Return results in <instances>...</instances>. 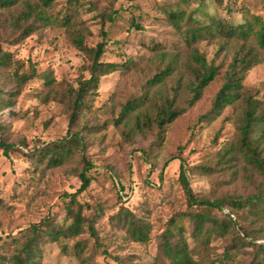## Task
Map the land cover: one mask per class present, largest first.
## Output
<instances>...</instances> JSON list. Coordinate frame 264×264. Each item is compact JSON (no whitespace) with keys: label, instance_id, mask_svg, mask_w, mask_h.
I'll list each match as a JSON object with an SVG mask.
<instances>
[{"label":"rangeland","instance_id":"obj_1","mask_svg":"<svg viewBox=\"0 0 264 264\" xmlns=\"http://www.w3.org/2000/svg\"><path fill=\"white\" fill-rule=\"evenodd\" d=\"M28 1L40 4L41 0ZM23 8L20 3L11 11L0 9V47L11 54L9 67L0 68V90L7 93L4 100L17 91L12 78L15 69L35 74L17 95L10 97V107L0 110V141L12 145L7 157L0 149V264H12L9 259L16 253V243L33 224L45 219L58 227L71 224L68 195L81 184L78 175L84 169L82 156L90 163L85 168L91 183L76 201L99 238V251L92 264H119L117 259L124 264H161L160 246L168 230L176 233V238L181 234L187 241L195 264H249L255 250L252 243L264 245V220L255 217L250 228L241 222L248 231L244 237L233 231L212 235L208 244L195 239L194 216L224 218L217 210L189 205L179 181L182 164L198 200L247 201L264 196V171L246 165L243 160L235 167L221 164L223 150L239 136L243 102L240 100L217 115L211 114L224 73L240 42L223 38L197 40L193 47L208 64L220 68L218 75L163 133H158L154 118L166 100L172 101L174 108H184L190 98L193 74L188 68L194 67V63L183 33L199 24H208L210 17L240 23L241 10L264 20V3L80 0L74 5L67 0H53L47 9L49 15L61 23L67 15L68 25L54 22L40 27L14 45L10 41V20ZM174 11L183 13L181 33L168 20V13ZM79 31L88 48L104 42L103 62L122 66L101 77L97 96L89 98L87 108L71 123L69 96L80 81L89 78L90 60L71 41L72 32ZM102 33L106 34L104 39ZM167 66L174 71L152 85L153 78ZM47 73L60 98L65 99L63 103L45 100L47 89L42 75ZM242 84V96L264 104L263 63L249 70ZM143 98V106L121 118L122 108L128 102ZM137 120L141 123L138 127ZM74 136L81 143L71 148L61 165L48 166L38 161L37 156L44 150ZM123 210L148 224L146 243L130 240L126 229L116 221V214ZM208 225L206 222L205 226ZM82 240L87 241L89 250L95 248L86 227L76 238L45 242L40 264H78L72 248ZM60 245H66V253H62Z\"/></svg>","mask_w":264,"mask_h":264},{"label":"trees","instance_id":"obj_2","mask_svg":"<svg viewBox=\"0 0 264 264\" xmlns=\"http://www.w3.org/2000/svg\"><path fill=\"white\" fill-rule=\"evenodd\" d=\"M53 0H41L40 4H32L28 0H0V9L11 11L14 7L23 4L22 11L16 17L11 16L10 27L12 30L11 44H19L26 38L34 34L40 27L51 23L68 25L67 15L62 18V23L52 18L47 9ZM69 4L77 5L80 0H67ZM264 3V0H261ZM241 22L233 24L223 19L210 17V22L206 25L199 24L196 28L187 30L184 34L185 43L190 48L189 58L194 67L188 68L193 74V82L189 85L190 98L187 106L184 108H174L173 102L166 100L164 106L158 111L154 118V123L158 129V133L164 132L165 127L172 123L179 116L184 114L187 108L191 107L200 97L203 89L207 87L218 75L219 69L214 64H208L199 51L193 47L199 39L223 38L225 41H239V49L235 52L229 68L224 73V83L217 93L212 107L211 114L217 115L226 107L232 106L240 100L244 104L242 119L239 126V136L235 142L227 144L222 154V162L225 167H235L239 160H243L248 166L254 169L264 171V104L259 100H254L250 96H242L244 89L242 81L245 74L258 64H264V20L261 16L250 14L245 10H241ZM168 20L171 25L180 33L183 32L182 21L183 13L170 12ZM136 28H138L136 26ZM102 38L106 34L102 33ZM84 37L82 33L72 32L71 41L73 45L90 60L88 67L89 78L80 81L76 90L69 96L71 105L70 122H74L79 112L87 108L88 101L97 96L99 83L102 76L118 71L122 65L114 62H103L104 42L96 44L94 48H88L84 45ZM6 43V42H4ZM226 43V42H225ZM223 49V46L221 47ZM11 63V54L4 51L0 47V68H7ZM174 68L167 66L159 75L152 80V85L160 83L164 77L170 75ZM35 75L34 72L28 71L19 73L18 68L12 73L17 91L15 94L9 93L4 100L3 96L6 92L0 90V110L10 107L11 98L19 93L21 87ZM44 87L47 89L44 94L45 100L64 102L65 99L60 98L58 90L54 87V80L50 74H43ZM63 97V96H62ZM90 98V100H89ZM88 99V100H87ZM145 99H135L128 102L121 111V118L136 108L145 104ZM150 121V120H149ZM140 120H137V127L140 126ZM160 136V135H159ZM81 140L78 136H74L71 140L53 144L50 149L40 153L38 161L46 165L59 166L63 160L71 153V148L79 147ZM0 149L3 155L8 156V151L12 149V145L4 141H0ZM82 152L81 149H79ZM43 157V158H40ZM84 169L79 173L80 186L72 194H69V206L67 214L71 219L68 227H58L49 219L33 224L27 232H25L20 240L16 243L17 250L9 259L12 264H40L41 246L45 242L60 243L63 239H72L80 236L87 228L90 239L94 243V249L89 250L87 241L82 240L74 243L73 255L78 264H92L94 256L98 253L99 238L93 223L82 216V208L80 203L76 201V197L85 192L91 183V178L87 176L85 166L90 163L82 156ZM179 173V181L186 193L188 204L191 206H202L207 209L217 210L224 219L216 220L206 216H194V229L192 236L204 243H209L210 237L217 233L232 232L244 237L248 231L244 229L242 223L249 228L253 223V219L259 218L264 220V196L261 200L251 198L247 201L231 199L223 202H210L208 200H198L192 193L188 184L185 169L181 164ZM74 207L76 208L74 210ZM225 209V210H224ZM248 210V215L244 216V211ZM226 211V212H225ZM241 213V216H240ZM116 221L126 229V232L132 241L146 243L148 241V224L137 219L133 213L123 210L116 214ZM209 223L206 227L205 223ZM180 231V230H179ZM234 231V232H233ZM171 239H175L174 242ZM255 250L249 264H264V245L254 244ZM62 253L67 252L66 245H60ZM162 261L161 264H195L190 256L187 241L181 234L176 238V233L168 230L162 237L160 246ZM105 253L104 251H102ZM4 259V258H2ZM119 264H124L122 260H118Z\"/></svg>","mask_w":264,"mask_h":264},{"label":"built area","instance_id":"obj_3","mask_svg":"<svg viewBox=\"0 0 264 264\" xmlns=\"http://www.w3.org/2000/svg\"><path fill=\"white\" fill-rule=\"evenodd\" d=\"M226 212V211H225Z\"/></svg>","mask_w":264,"mask_h":264}]
</instances>
